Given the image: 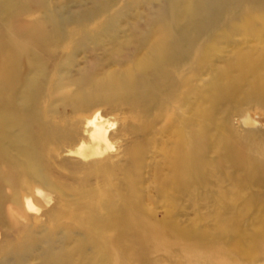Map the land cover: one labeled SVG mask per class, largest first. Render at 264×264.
Listing matches in <instances>:
<instances>
[{
    "label": "rangeland",
    "instance_id": "1",
    "mask_svg": "<svg viewBox=\"0 0 264 264\" xmlns=\"http://www.w3.org/2000/svg\"><path fill=\"white\" fill-rule=\"evenodd\" d=\"M7 1L26 6L0 0V21ZM35 3L45 50L17 71L34 84L0 90V264H264V0H175L169 34L162 0ZM192 142L195 170L176 156ZM133 193L158 248L89 222Z\"/></svg>",
    "mask_w": 264,
    "mask_h": 264
},
{
    "label": "bare ground",
    "instance_id": "2",
    "mask_svg": "<svg viewBox=\"0 0 264 264\" xmlns=\"http://www.w3.org/2000/svg\"><path fill=\"white\" fill-rule=\"evenodd\" d=\"M23 1L26 6H19L8 9L6 5H12V3H9V1H7L2 7V13L4 14L5 12V15H2L5 17L0 21V28L3 27V32L2 34H0V90L14 87L15 85L28 87L34 84L33 80L26 77H24L23 79L20 77V75L18 76V65L27 59V53H31V51H37L41 53L45 50V47L41 42L42 36L47 34V29L45 30L44 28L45 23H41L40 25H38L35 21H24L22 19L25 12H29L35 9L39 10V5L35 3V1L37 0ZM212 1L219 2L221 0H211V2ZM176 6L177 5L175 3V0H162L160 11L157 14V19L153 21L154 23L152 24L162 26L167 31L165 33L169 34V28L174 22L176 23L178 20L175 10ZM56 18L59 19L58 16H56ZM61 23L62 22H60L59 24ZM252 64V60L246 57L243 61L237 63V67L240 68V70L247 69V72H249ZM254 80L256 81L257 79ZM149 81H151L150 77H148L147 79H145V77H141L137 80V83L141 84V87L151 88V85L149 86L148 84ZM14 120L20 121V118L15 115ZM102 122L103 121H101L100 123ZM196 144L197 142H192L191 148L188 147L186 152L184 151L185 148H178L179 151L176 154V156H181L182 164L188 166L189 170H192L195 165L196 156L194 154V150L196 151ZM183 146L184 145H182L181 148H183ZM235 153L237 154L236 157L238 159L236 163L239 162V164H241L244 158H246V162L247 160L248 163L251 162L249 154L246 155L245 153L247 152L240 146L235 149ZM251 153L252 152H250V154ZM193 169L195 170V168ZM33 170V172L36 173L35 168H33ZM185 171L186 170H184L183 168L181 174L182 176L185 175ZM191 185L192 184L185 185L184 183H178L176 192H173V189H169L167 190L168 193L165 194L170 195L169 200H171L172 203H175V194L183 195L185 192H188V190L192 187ZM133 194L134 195H131L127 198V203H125V207L121 211L120 217L116 218L117 220H115L114 224L112 221H106L104 223L95 219H90L89 222L95 230H105L116 226L122 233H132V237L142 247L143 251V248L147 250L151 247L158 248L162 245V242H164L163 238L165 235V231H162L158 227H155V223L147 217L144 209H142L140 201L136 197L137 193ZM27 205L29 208L34 207L30 201H27ZM241 240L240 241L244 246L249 247L252 244V241L249 242L246 237H241ZM183 241H185V239H183ZM177 244L181 245L182 242H179ZM143 251L139 253L141 259H144L145 251ZM62 256L63 258L58 259L51 264H71L70 258L67 254Z\"/></svg>",
    "mask_w": 264,
    "mask_h": 264
}]
</instances>
